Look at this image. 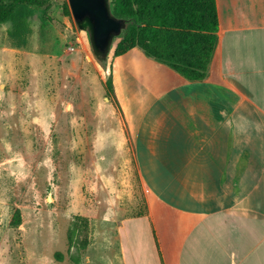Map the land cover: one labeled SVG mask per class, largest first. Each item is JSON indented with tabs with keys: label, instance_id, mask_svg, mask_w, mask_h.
Masks as SVG:
<instances>
[{
	"label": "crops",
	"instance_id": "1",
	"mask_svg": "<svg viewBox=\"0 0 264 264\" xmlns=\"http://www.w3.org/2000/svg\"><path fill=\"white\" fill-rule=\"evenodd\" d=\"M215 4L204 79L140 47L112 60L147 204L120 225L123 264H264V0Z\"/></svg>",
	"mask_w": 264,
	"mask_h": 264
},
{
	"label": "rangeland",
	"instance_id": "2",
	"mask_svg": "<svg viewBox=\"0 0 264 264\" xmlns=\"http://www.w3.org/2000/svg\"><path fill=\"white\" fill-rule=\"evenodd\" d=\"M20 11L26 45L0 22V264H123L120 225L147 204L113 48L107 66L95 58L69 0ZM199 11L193 21L212 26Z\"/></svg>",
	"mask_w": 264,
	"mask_h": 264
},
{
	"label": "trees",
	"instance_id": "3",
	"mask_svg": "<svg viewBox=\"0 0 264 264\" xmlns=\"http://www.w3.org/2000/svg\"><path fill=\"white\" fill-rule=\"evenodd\" d=\"M54 2L0 0V22L12 19L11 37L16 46L26 45L31 32L20 9L48 10ZM200 7L204 8V16L211 19L212 26L205 27L212 32L210 35L191 32L203 27L192 21ZM113 10L117 16L131 21L128 30L114 44L115 56L140 47L148 57L167 64L189 80H201L207 76L218 28L215 0H113ZM198 50L204 58H196ZM17 218H20L19 213Z\"/></svg>",
	"mask_w": 264,
	"mask_h": 264
},
{
	"label": "water",
	"instance_id": "4",
	"mask_svg": "<svg viewBox=\"0 0 264 264\" xmlns=\"http://www.w3.org/2000/svg\"><path fill=\"white\" fill-rule=\"evenodd\" d=\"M78 27L87 32L95 58L107 66L116 39L131 21L117 16L113 0H69Z\"/></svg>",
	"mask_w": 264,
	"mask_h": 264
}]
</instances>
